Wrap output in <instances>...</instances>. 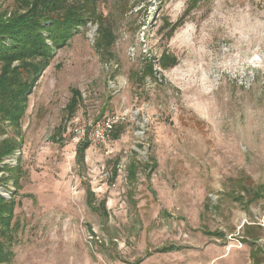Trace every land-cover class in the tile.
I'll return each instance as SVG.
<instances>
[{
    "label": "rangeland",
    "instance_id": "rangeland-1",
    "mask_svg": "<svg viewBox=\"0 0 264 264\" xmlns=\"http://www.w3.org/2000/svg\"><path fill=\"white\" fill-rule=\"evenodd\" d=\"M13 7L0 0V18ZM97 9L111 47L87 23L54 51L20 129L0 126L18 146L0 170L20 173L8 264H264V0ZM123 112L118 138L76 162L72 120Z\"/></svg>",
    "mask_w": 264,
    "mask_h": 264
},
{
    "label": "trees",
    "instance_id": "trees-1",
    "mask_svg": "<svg viewBox=\"0 0 264 264\" xmlns=\"http://www.w3.org/2000/svg\"><path fill=\"white\" fill-rule=\"evenodd\" d=\"M98 0H13V9L0 18V126L13 130L26 111V103L43 71L49 66L54 51L62 49L87 23L98 26V49L111 47L112 29L108 18L98 12ZM8 15V17H7ZM49 42V44H48ZM78 94L66 106L72 115L78 106ZM119 128V127H118ZM112 139H117V130ZM0 128V136H5ZM14 139L0 141V161L17 148ZM89 142L76 146L75 161L83 165ZM8 176L0 184L12 181L15 192L6 201L0 197V264L10 263L12 257V232L14 226L15 194L19 190L20 173L15 168L3 167L0 172ZM134 176V173L131 172ZM91 195V192L88 191ZM103 207V206H102ZM104 210V207H103ZM217 235V234H216Z\"/></svg>",
    "mask_w": 264,
    "mask_h": 264
},
{
    "label": "built area",
    "instance_id": "built-area-1",
    "mask_svg": "<svg viewBox=\"0 0 264 264\" xmlns=\"http://www.w3.org/2000/svg\"><path fill=\"white\" fill-rule=\"evenodd\" d=\"M129 116V112H123L107 116L93 123H87L81 118H74L70 128L71 140L76 146L84 141H88L89 146H106L111 142L114 131L127 123ZM5 163L10 166L16 165L13 158ZM5 195L0 192V197L3 199L7 197Z\"/></svg>",
    "mask_w": 264,
    "mask_h": 264
}]
</instances>
